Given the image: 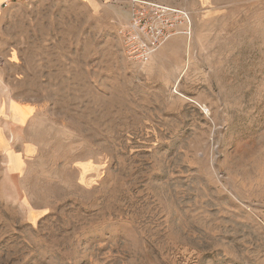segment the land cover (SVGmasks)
Returning a JSON list of instances; mask_svg holds the SVG:
<instances>
[{
	"label": "rangeland",
	"instance_id": "rangeland-1",
	"mask_svg": "<svg viewBox=\"0 0 264 264\" xmlns=\"http://www.w3.org/2000/svg\"><path fill=\"white\" fill-rule=\"evenodd\" d=\"M134 3L189 35L131 62ZM0 264H264V0L3 7Z\"/></svg>",
	"mask_w": 264,
	"mask_h": 264
},
{
	"label": "built area",
	"instance_id": "built-area-1",
	"mask_svg": "<svg viewBox=\"0 0 264 264\" xmlns=\"http://www.w3.org/2000/svg\"><path fill=\"white\" fill-rule=\"evenodd\" d=\"M35 0H6L4 8ZM187 13L168 7L134 3L128 27L120 33L128 60L147 65L176 36H186Z\"/></svg>",
	"mask_w": 264,
	"mask_h": 264
},
{
	"label": "crops",
	"instance_id": "crops-1",
	"mask_svg": "<svg viewBox=\"0 0 264 264\" xmlns=\"http://www.w3.org/2000/svg\"><path fill=\"white\" fill-rule=\"evenodd\" d=\"M6 2V0H0V10L3 9V4Z\"/></svg>",
	"mask_w": 264,
	"mask_h": 264
}]
</instances>
